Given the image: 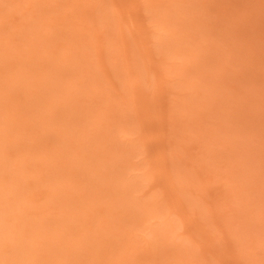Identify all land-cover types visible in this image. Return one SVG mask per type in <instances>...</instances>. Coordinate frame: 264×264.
<instances>
[{"label": "rangeland", "instance_id": "obj_1", "mask_svg": "<svg viewBox=\"0 0 264 264\" xmlns=\"http://www.w3.org/2000/svg\"><path fill=\"white\" fill-rule=\"evenodd\" d=\"M0 143V264H264V0H0Z\"/></svg>", "mask_w": 264, "mask_h": 264}, {"label": "bare ground", "instance_id": "obj_2", "mask_svg": "<svg viewBox=\"0 0 264 264\" xmlns=\"http://www.w3.org/2000/svg\"><path fill=\"white\" fill-rule=\"evenodd\" d=\"M0 144H1V143H0ZM2 149L5 150L4 152H6V148H2ZM5 164H6V163H5ZM1 168H2V166H1ZM8 201H9V199H8ZM6 202H7V200H6ZM0 213H2V212H0ZM2 215H4V214H3V213L0 214L1 217H2ZM2 219L5 220L3 217H2ZM2 219H0V220H2ZM3 220H2V221H3ZM5 222H7V221H5ZM1 225H2V224H1ZM1 225H0V226H1ZM6 227H7V226H6ZM0 228H1V227H0ZM8 228H10V226H9ZM142 228H143V227H142ZM143 229H144V228H143ZM1 230H2V229H1ZM146 232H148V231H146ZM1 234H2V233H0V235H1ZM1 253H2V252H1ZM4 253H5V252H4ZM4 253H2V255H3V256H6V253H5V254H4ZM2 255L0 254V256H2ZM10 255H11V254H10ZM23 255H24V254H23ZM4 258H5V257H3V258L1 257V259H2L3 261H4ZM1 259H0V262H1Z\"/></svg>", "mask_w": 264, "mask_h": 264}]
</instances>
